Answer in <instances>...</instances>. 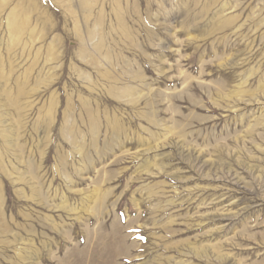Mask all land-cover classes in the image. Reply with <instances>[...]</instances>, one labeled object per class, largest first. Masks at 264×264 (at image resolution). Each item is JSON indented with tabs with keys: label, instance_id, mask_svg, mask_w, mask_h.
<instances>
[{
	"label": "rangeland",
	"instance_id": "374dc122",
	"mask_svg": "<svg viewBox=\"0 0 264 264\" xmlns=\"http://www.w3.org/2000/svg\"><path fill=\"white\" fill-rule=\"evenodd\" d=\"M0 264H264V0H0Z\"/></svg>",
	"mask_w": 264,
	"mask_h": 264
},
{
	"label": "bare ground",
	"instance_id": "6f19581e",
	"mask_svg": "<svg viewBox=\"0 0 264 264\" xmlns=\"http://www.w3.org/2000/svg\"><path fill=\"white\" fill-rule=\"evenodd\" d=\"M9 23H10L11 29H13V32L11 31L13 33V37L15 35V32L19 33L23 29V27H22L23 23L21 24L20 19H18V18H16V19L10 18Z\"/></svg>",
	"mask_w": 264,
	"mask_h": 264
}]
</instances>
